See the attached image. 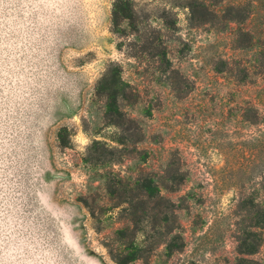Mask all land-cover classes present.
Instances as JSON below:
<instances>
[{
    "label": "rangeland",
    "instance_id": "rangeland-1",
    "mask_svg": "<svg viewBox=\"0 0 264 264\" xmlns=\"http://www.w3.org/2000/svg\"><path fill=\"white\" fill-rule=\"evenodd\" d=\"M114 1L0 0V264H116L109 248L125 212L107 183L153 175L171 184L169 170L184 178L162 187L184 245H158L133 264H234L239 201L264 182V79L242 71L257 65V47L236 46L237 24H193L188 0H135L168 46L174 90L165 65L128 55L112 30ZM253 3L259 40L264 0ZM224 60L238 62L236 77L219 71ZM112 62L139 95L125 110L143 139L126 146L96 94ZM252 105L258 124L247 120ZM102 146L115 149L109 163L94 159ZM249 258L264 264V247Z\"/></svg>",
    "mask_w": 264,
    "mask_h": 264
},
{
    "label": "trees",
    "instance_id": "trees-1",
    "mask_svg": "<svg viewBox=\"0 0 264 264\" xmlns=\"http://www.w3.org/2000/svg\"><path fill=\"white\" fill-rule=\"evenodd\" d=\"M226 0H188L187 7L190 10L192 23L195 25L214 24L219 20L226 23L238 25L236 46L243 49L256 48L257 65L242 69L245 79L251 75L261 76L264 79V31L262 38L257 40L250 20L256 14L252 1L231 2L222 6L221 10L217 4ZM138 11L135 0H115L112 10V30L121 38H126L131 52L128 54L135 59H151L156 63L157 69L165 65L166 78L173 83V89H178L174 84V77L177 71L173 68V62L169 57L168 46L161 41L159 35L153 36L154 29L150 24L145 23ZM247 23V24H246ZM168 27V24H165ZM169 27H175L172 21ZM160 32V31H158ZM125 42L118 44L123 50ZM138 48V49H137ZM134 51V52H133ZM222 68L219 71L227 72L236 77L239 69L237 61H222ZM170 69V71H168ZM240 70V69H239ZM96 94L105 99V116L109 123L116 125L122 136L119 143L126 146L129 139L132 142H140L143 133L140 125L134 118L130 117L125 110L139 97L138 92L123 76V67L117 62L109 64L106 72L98 81ZM252 117L247 120L252 124L259 123V111L254 105L250 108ZM67 128H62L59 138L64 139ZM64 146L66 142L62 143ZM98 158L96 162L109 163L110 155L115 149L105 147L97 148ZM170 182L160 183L153 175H143L134 182L123 178L111 179L107 183V190L110 196L118 199L116 206H123L125 212V225L116 230L114 242L115 248H109L112 258L116 264H133L136 261L144 260L149 253L158 245H165L166 249L173 253L183 247V237L177 233L179 221L177 216L176 203L162 194V187L169 191L177 190L183 183L184 178L177 173L168 171ZM239 210L244 216L239 223L237 231V257L234 264H257L256 260L249 257L258 253L264 247V182L261 187L255 188L251 193L243 196L239 201ZM147 222L151 230H144L139 224Z\"/></svg>",
    "mask_w": 264,
    "mask_h": 264
}]
</instances>
